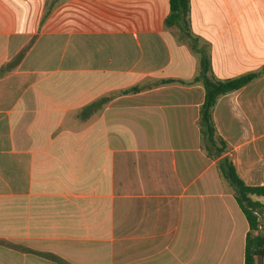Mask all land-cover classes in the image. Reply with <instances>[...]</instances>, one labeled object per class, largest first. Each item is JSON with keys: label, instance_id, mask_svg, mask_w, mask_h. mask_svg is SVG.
<instances>
[{"label": "crops", "instance_id": "obj_1", "mask_svg": "<svg viewBox=\"0 0 264 264\" xmlns=\"http://www.w3.org/2000/svg\"><path fill=\"white\" fill-rule=\"evenodd\" d=\"M77 1L74 27L36 32L25 0H0V264H242L217 161L264 185V0H189L198 51L167 0ZM200 53L215 80L258 74L217 98L216 158Z\"/></svg>", "mask_w": 264, "mask_h": 264}, {"label": "trees", "instance_id": "obj_2", "mask_svg": "<svg viewBox=\"0 0 264 264\" xmlns=\"http://www.w3.org/2000/svg\"><path fill=\"white\" fill-rule=\"evenodd\" d=\"M168 14L163 19L165 27H177L189 39L192 50L198 51L197 38L191 35L188 20V4L189 0H167ZM201 54V53H200ZM20 52L13 60L16 63L22 57ZM10 63V64H11ZM209 60L205 54L200 55L199 73L195 77L200 80L204 87V99L200 107V124L202 137L206 143V150L209 156L216 158L215 151L222 153L226 146L225 141L216 134V129L212 119V108L220 95L237 90L255 77L257 73H248L238 77L215 80L208 75ZM172 79H163L159 83H167ZM145 84L134 85L126 88L121 93L139 92L146 88ZM108 97H101L97 101L91 103L93 106L99 102H104ZM217 167L220 176L234 190V199L241 209L246 222L247 231L244 240L243 263L242 264H260L264 258V234L261 232L262 222V204L251 198V196L264 198V185H248L238 175L235 166L228 156H220L217 161ZM53 260L66 264L63 260L56 256H50Z\"/></svg>", "mask_w": 264, "mask_h": 264}, {"label": "rangeland", "instance_id": "obj_3", "mask_svg": "<svg viewBox=\"0 0 264 264\" xmlns=\"http://www.w3.org/2000/svg\"><path fill=\"white\" fill-rule=\"evenodd\" d=\"M27 9L28 27L33 28L36 32L40 30L60 29L75 26V11L80 7L77 0H25ZM70 20V21H68ZM175 29L180 37H184V33L177 27ZM189 41V40H188ZM190 43V42H189ZM212 157V156H210ZM226 187L230 185L224 181ZM253 199L260 200L262 203V215L260 217L264 225V198L251 196Z\"/></svg>", "mask_w": 264, "mask_h": 264}, {"label": "water", "instance_id": "obj_4", "mask_svg": "<svg viewBox=\"0 0 264 264\" xmlns=\"http://www.w3.org/2000/svg\"><path fill=\"white\" fill-rule=\"evenodd\" d=\"M215 155H219V152H218V151H216V152H215Z\"/></svg>", "mask_w": 264, "mask_h": 264}]
</instances>
